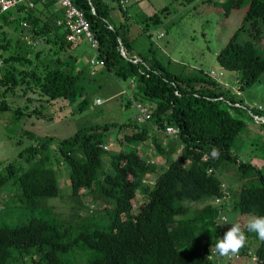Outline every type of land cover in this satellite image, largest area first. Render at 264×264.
Masks as SVG:
<instances>
[{"label": "trees", "instance_id": "obj_1", "mask_svg": "<svg viewBox=\"0 0 264 264\" xmlns=\"http://www.w3.org/2000/svg\"><path fill=\"white\" fill-rule=\"evenodd\" d=\"M58 1L32 0L33 7L0 12V118L53 123L58 119L49 109L60 101H68L70 119L88 113L97 106L90 87L102 72L132 80L134 102L131 97L126 107L137 103L150 115L143 122L73 120L77 131L61 140L21 130L20 139L32 143L19 154L20 164L32 166L23 171L10 164L0 172L2 199L22 213L17 224H0V264H236L255 258L264 264V241L246 225L238 253L221 256L214 248L237 221L229 220L228 207L240 218L264 216V107L234 99L216 72L186 77L167 71L153 53L133 57L130 29L111 24L105 0H72L98 47L84 34L69 40ZM245 4L241 26L217 56L225 71L240 74L241 90L264 75V0H229L226 8L230 13ZM88 47L99 64L90 56L81 65ZM170 127L177 132L168 133ZM112 128L111 141L105 129ZM127 129L132 134L122 140L118 134ZM67 166L69 175L62 170ZM224 184L232 199L217 204ZM68 187L69 200L60 196Z\"/></svg>", "mask_w": 264, "mask_h": 264}, {"label": "rangeland", "instance_id": "obj_2", "mask_svg": "<svg viewBox=\"0 0 264 264\" xmlns=\"http://www.w3.org/2000/svg\"><path fill=\"white\" fill-rule=\"evenodd\" d=\"M105 1L108 3L109 9L111 8L109 12L111 24L121 32H123V28L127 27L128 29L129 27L130 29L128 34L134 49L133 57H147L153 53V56L161 61L167 71L186 77H206L210 76V73L214 76L216 72V78L220 79L222 84L231 91L234 99L243 100L244 104L250 106L264 107V75L261 82L252 89L241 90L238 82L240 74L225 71L217 60L218 54L241 26L247 11V4L241 9H232L229 13L226 8L229 0H194L192 3H185L183 0ZM63 12H66L65 9ZM88 48L87 55L81 60L82 66L90 56L95 57L94 52L90 47ZM1 63L0 61V66H3ZM101 70L104 68L98 69V71ZM96 76L98 83H92L90 94L97 106L92 105L88 113L79 115L74 119H70L73 112L68 101H60L55 109H49V114H53V110L56 112L55 121L56 119L58 121L53 123L47 119L39 121L35 118L32 120L22 118L18 123L11 120V114L3 115L0 118V172L10 164L22 168L23 171L31 168L32 165L30 164L22 167L18 157L32 143V140L26 137L20 139L21 130L32 131L39 134L40 137L52 135L61 140L72 136L77 131V125L75 126L76 123L74 122L85 121L95 125L102 123V121L114 120L122 123L128 120H138L140 110L142 112L145 108L142 109L137 103V105L133 103L130 107H126L127 101L133 97L132 80L115 77L107 72H102ZM145 106L148 107L146 104ZM115 134L116 129L112 128L110 131L105 129V135L109 136L111 141L115 139ZM127 134H132L131 129L121 131L118 135L119 138L125 140ZM168 140L169 137L165 139V142L167 143ZM56 148L57 143H53L51 150H56ZM145 149L146 152L149 150L151 152L154 148L150 145L149 148L145 147ZM248 149V144L240 145V150H243L244 153ZM62 170L63 172L67 171L68 175L70 174L68 166L62 167ZM58 172H61V167ZM0 175L2 174L0 173ZM225 179L230 183L234 182V178L231 176H225ZM64 186H67L65 181ZM70 195L71 188L68 187L61 191L60 196L69 200ZM64 204L66 205V203ZM64 204H59V209L64 210ZM203 206L202 204L194 205L198 209ZM0 210V224L19 223V216L22 215L21 209H14L8 201L2 199V195H0ZM231 210L228 207L229 220L232 222L237 220L244 228L248 218L246 216L240 218ZM236 264L257 263L252 259L240 260Z\"/></svg>", "mask_w": 264, "mask_h": 264}, {"label": "built area", "instance_id": "obj_3", "mask_svg": "<svg viewBox=\"0 0 264 264\" xmlns=\"http://www.w3.org/2000/svg\"><path fill=\"white\" fill-rule=\"evenodd\" d=\"M61 1H62L61 2L62 6L66 10L67 24H68L70 32H71L70 36H69V40H71V41L77 40L81 35L84 34L86 36V38L88 39V41L90 42L91 47L94 49L97 48L98 47V41L96 40L95 36L91 32L89 23L85 19V15H84L83 11L78 9L74 5L72 0H61ZM22 4H29L30 7L34 6L32 3V0H0V12L4 13V12L10 11L12 9H16L18 6H20ZM25 26H28V25L25 24ZM96 56L91 59L92 65L99 64V61H98ZM98 103H100V100H98ZM143 108H145V107H143ZM143 110L144 111H142V112L140 110V114H138V118H137L138 120L137 121L143 122L144 120L149 119L150 114H149L148 108H145ZM175 132H177V130L175 128H173V127L168 128V133L174 134ZM222 193H223L222 197H220L216 200L217 204L226 203L230 199V190L228 189V187L225 184L223 185Z\"/></svg>", "mask_w": 264, "mask_h": 264}, {"label": "clouds", "instance_id": "obj_4", "mask_svg": "<svg viewBox=\"0 0 264 264\" xmlns=\"http://www.w3.org/2000/svg\"><path fill=\"white\" fill-rule=\"evenodd\" d=\"M219 154L220 153L218 149H212L211 156L213 158H217ZM231 199L232 195L230 191V199L224 204L229 203ZM246 228L248 232L256 233L260 241H264V216H252L247 221ZM246 241L247 236L242 225L240 223H233L231 224V227L228 228V230L223 234V237L215 243L214 248L215 251L218 252L221 256L234 255L240 251V249L245 245ZM212 247L213 246L211 245V248ZM253 261L256 263V258L253 259Z\"/></svg>", "mask_w": 264, "mask_h": 264}, {"label": "crops", "instance_id": "obj_5", "mask_svg": "<svg viewBox=\"0 0 264 264\" xmlns=\"http://www.w3.org/2000/svg\"><path fill=\"white\" fill-rule=\"evenodd\" d=\"M61 1V0H60ZM60 1H58V4L56 5V7L58 8V10H62L63 11V9H61V6H60ZM62 2V1H61ZM66 11V10H65ZM66 12H64V14H65ZM95 56H96V54H95ZM92 58H94V57H92ZM91 58V59H92ZM134 86H135V84L133 83V81H132V88L134 89Z\"/></svg>", "mask_w": 264, "mask_h": 264}]
</instances>
